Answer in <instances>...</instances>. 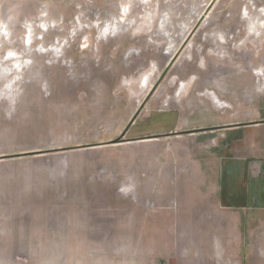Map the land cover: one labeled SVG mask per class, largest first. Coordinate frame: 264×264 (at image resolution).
<instances>
[{"label": "rangeland", "instance_id": "1", "mask_svg": "<svg viewBox=\"0 0 264 264\" xmlns=\"http://www.w3.org/2000/svg\"><path fill=\"white\" fill-rule=\"evenodd\" d=\"M0 68L1 170L134 136L194 146L218 118L264 121V0H0ZM8 188L0 177V195ZM89 201L92 245H0V264H244L180 215L154 229L127 199Z\"/></svg>", "mask_w": 264, "mask_h": 264}, {"label": "crops", "instance_id": "2", "mask_svg": "<svg viewBox=\"0 0 264 264\" xmlns=\"http://www.w3.org/2000/svg\"><path fill=\"white\" fill-rule=\"evenodd\" d=\"M158 140L134 136L102 146L99 155L90 146L73 150L91 157L16 159V166L0 168V177L12 185L0 195L6 200L0 222L11 224L0 228V245H92L85 225L89 200L127 199L133 215L141 214L154 229L158 215H180L187 220L182 229L203 232L199 236L214 247L228 248L222 253L244 264H264V121L218 118L198 130L194 146ZM54 183L60 185L56 192ZM128 186L132 191L125 195L120 189ZM174 203L177 212L169 210Z\"/></svg>", "mask_w": 264, "mask_h": 264}, {"label": "bare ground", "instance_id": "3", "mask_svg": "<svg viewBox=\"0 0 264 264\" xmlns=\"http://www.w3.org/2000/svg\"><path fill=\"white\" fill-rule=\"evenodd\" d=\"M237 18L236 17H232V18H229V19H226L225 21H224V25L226 26V27H228L230 30H231V32H235L234 30L237 28V20H236ZM223 20V19H222ZM240 34V33H239ZM239 35L238 34H236L235 35V37L234 38H236V37H238ZM43 54V53H42ZM6 55H8L10 58H9V62H11V63H16V64H18L19 63V59L17 60V59H15V58H13V57H15V55H17V53H15L14 51H7V54L5 53V57H6ZM17 57V56H16ZM62 59V58H61ZM61 59L60 60H58V62H57V64H59L60 65V63H61ZM51 66H54V64H52ZM5 68V67H4ZM3 68V69H4ZM21 68V65H19V67H18V69H20ZM23 69H25V68H23ZM6 72L7 71H3V70H1V68H0V77L2 78V76H5V75H7L6 74ZM141 88L143 87V85L141 86V84L139 85ZM144 86L145 87H147L148 86V84H144ZM210 96H212V100H216V98L217 97H215V95L213 96V95H210ZM210 98V97H209Z\"/></svg>", "mask_w": 264, "mask_h": 264}, {"label": "clouds", "instance_id": "4", "mask_svg": "<svg viewBox=\"0 0 264 264\" xmlns=\"http://www.w3.org/2000/svg\"><path fill=\"white\" fill-rule=\"evenodd\" d=\"M120 190L126 195L128 192L132 191V187L131 186L122 187Z\"/></svg>", "mask_w": 264, "mask_h": 264}]
</instances>
